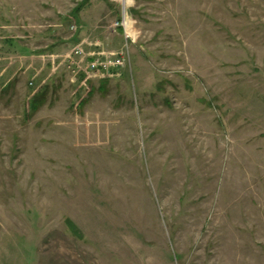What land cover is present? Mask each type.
<instances>
[{"label": "rangeland", "instance_id": "374dc122", "mask_svg": "<svg viewBox=\"0 0 264 264\" xmlns=\"http://www.w3.org/2000/svg\"><path fill=\"white\" fill-rule=\"evenodd\" d=\"M14 241L29 264H264V0H0Z\"/></svg>", "mask_w": 264, "mask_h": 264}, {"label": "built area", "instance_id": "2783aa9c", "mask_svg": "<svg viewBox=\"0 0 264 264\" xmlns=\"http://www.w3.org/2000/svg\"><path fill=\"white\" fill-rule=\"evenodd\" d=\"M128 22H130V24H131L129 28L127 27ZM134 24H135V20L128 15L127 8L124 5L123 18H122L121 22H118V25H120L122 28H124L127 34H130L127 32V30L128 29L131 30L132 28H134ZM130 37L132 38V40H135L134 35L130 34ZM82 53H83L82 48L76 47L74 54L79 55ZM124 61H125V57H118V58L117 57L116 58L104 57L102 59L96 58L90 62L89 72H93V71L109 72L113 68L118 69L121 65H123Z\"/></svg>", "mask_w": 264, "mask_h": 264}, {"label": "crops", "instance_id": "0c3cea01", "mask_svg": "<svg viewBox=\"0 0 264 264\" xmlns=\"http://www.w3.org/2000/svg\"><path fill=\"white\" fill-rule=\"evenodd\" d=\"M19 241V240H18ZM10 246L6 255L0 256V264H29V251L20 242Z\"/></svg>", "mask_w": 264, "mask_h": 264}, {"label": "bare ground", "instance_id": "6f19581e", "mask_svg": "<svg viewBox=\"0 0 264 264\" xmlns=\"http://www.w3.org/2000/svg\"><path fill=\"white\" fill-rule=\"evenodd\" d=\"M130 25H131V24H130V22H128V23H127V27L129 28V27H130Z\"/></svg>", "mask_w": 264, "mask_h": 264}]
</instances>
